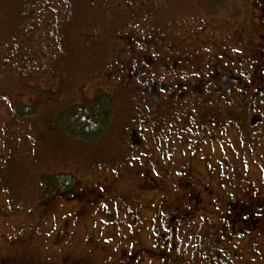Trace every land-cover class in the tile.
<instances>
[{"label": "flooded vegetation", "instance_id": "af4514ba", "mask_svg": "<svg viewBox=\"0 0 264 264\" xmlns=\"http://www.w3.org/2000/svg\"><path fill=\"white\" fill-rule=\"evenodd\" d=\"M180 1L86 0L101 23L74 33L79 0H0V86L29 92L26 115L0 116V239L40 237L28 264H264V0ZM100 94L107 122L65 127ZM58 135L93 149L45 165ZM13 165L37 168L24 207L3 193Z\"/></svg>", "mask_w": 264, "mask_h": 264}, {"label": "rangeland", "instance_id": "374dc122", "mask_svg": "<svg viewBox=\"0 0 264 264\" xmlns=\"http://www.w3.org/2000/svg\"><path fill=\"white\" fill-rule=\"evenodd\" d=\"M104 1L106 3H110L111 0H104ZM117 1L127 3V4L132 2V0H117ZM188 2L189 0L180 1V3L182 4L183 3L187 4ZM94 5H91V6L93 7ZM137 5H138V2H135V6ZM86 6H87L86 0H79V7H78L79 10L74 12L72 16V27H73L74 33L79 29L87 28L88 22L90 21V19H92L93 22H95L96 24L101 23V21L98 22L95 18L92 17L94 15H97L98 13L96 11L90 10L91 7L86 8ZM177 7L178 5H175V9H177ZM12 21L13 20H11V22ZM107 24H108V21L103 22L104 26H106ZM14 29L17 30V28H14ZM26 30H27V27L25 26L23 27V29L20 28L17 31L21 33L25 31L26 33ZM74 33H73L74 47L77 50H79L78 38H77V35H75L74 37ZM78 58H79V62L81 63H85V64L89 63L88 57H86V55L82 52H79ZM24 95L26 96L25 98H27L28 93H24ZM69 97L71 96L69 95ZM74 101L76 100H69V103H67L68 101H65V105H68ZM116 115H120L119 111L117 110V107H115L114 116L116 117ZM0 116L3 119V121L5 122L7 121V116L5 115L3 110H1ZM113 136L114 135L109 136V139H107V141L112 139ZM46 137H48L49 139H44V140L45 142L49 144L51 154L45 155V159L43 161L45 165L53 164V165H57L63 168V164L65 163L66 159L69 156H72V155H74L75 157H78V156L81 157L82 155L86 156L85 153L82 151L83 150L89 151L90 149H93L92 147H88L85 149L84 148L85 144L79 141L78 142L75 140L73 142L68 141V140L65 141L63 140L62 135H58V137L56 136L53 138H50L49 136H46ZM60 142H63L62 146H60ZM51 143H53L54 147L56 144L59 145V148L55 151V153H53L54 147L53 148L51 147ZM46 145L47 144H44L43 148L46 147ZM3 154L6 159H9L10 161H12L9 158L6 147L5 149H3ZM22 155L23 153L21 152V156ZM5 161L9 165L8 160H5ZM3 170H7L3 176L5 183L3 181L2 187L5 188V185H6V189L3 191V193H5V191H8L11 195L15 196L16 197L15 199L20 201V203L22 204V207H24L26 205L25 202L27 200L30 201L32 196L36 195V191L38 189L37 179H36L37 175H34V174L35 172H37L36 171L37 168H35L34 165L33 167H29V166L23 167V166L13 165L10 167H4ZM10 194L8 195L11 196ZM5 199H6V196H4V200ZM21 217H22V212L18 213L17 215L10 216L9 223L11 224L8 227L1 229L2 232L10 234V235L17 234L18 233L17 231H6V230L11 229V226L14 227L16 223L18 222L20 223ZM33 234H36V233L27 231L24 235L28 236V235H33ZM37 238L38 239L36 240V242H34V246H17L15 248H9L8 246L5 245L6 242L1 241L0 239V264H28V261L32 259L34 261H37L41 258L42 260V258L44 257V252L43 250H41V247L38 246V243L41 241V238L40 237H37ZM18 249L20 251H18Z\"/></svg>", "mask_w": 264, "mask_h": 264}, {"label": "trees", "instance_id": "16d2710c", "mask_svg": "<svg viewBox=\"0 0 264 264\" xmlns=\"http://www.w3.org/2000/svg\"><path fill=\"white\" fill-rule=\"evenodd\" d=\"M69 24L72 25L71 23H69ZM24 25H26V24H24ZM12 30L16 33V36L19 37L18 35H20V34L18 33V31L16 29H14V27H12ZM70 41L72 42L73 38L70 39ZM28 58H29L28 60L30 62H32V55L28 56ZM24 92L25 93H29V92L22 91L23 96L26 97L24 95ZM24 97H23V99L26 100ZM0 99L3 102L4 101L6 102L7 108H8V111L4 110V113L7 116L6 124L11 121V118H12L11 114L17 113V111H18L20 114L26 115V113L29 110L26 103L23 105L22 103L19 102L20 100H23V99L22 98L18 99L16 89L11 88V86L6 85V88H5L4 85L2 86V84H1V86H0ZM63 113H64L63 114L64 116H67L63 120L65 127H67L68 124L73 121L75 131H78L81 133H85V132L91 133L94 128H97L99 126V123H98L99 119H100L99 122H101L102 118L104 121L106 120V122H107L108 119L110 118L111 114H112L111 113V104L109 102V99H108V97L103 96L102 94L98 95V97L96 98L95 101L93 100L92 102H90L89 104H87L85 106H74L70 110H68L66 108L65 110H63ZM27 117H29V118H27ZM21 119L26 120L27 123L29 124V121L37 123L39 118H35V116L33 114H31V115L26 116V117L21 118ZM1 122H5V121H3V119H1ZM13 128L14 127L12 125L11 130H10L11 133L13 132ZM34 166H36V165H34ZM45 170L46 171H44V172L42 171L43 176L45 177L46 180L49 181L50 180L49 178H50L52 172H50L49 169H45ZM53 175H54V173H53ZM56 176H57V180H59V181L67 178L66 175H62V174H57ZM51 179H53V177Z\"/></svg>", "mask_w": 264, "mask_h": 264}]
</instances>
